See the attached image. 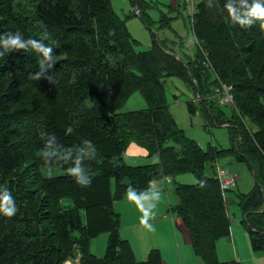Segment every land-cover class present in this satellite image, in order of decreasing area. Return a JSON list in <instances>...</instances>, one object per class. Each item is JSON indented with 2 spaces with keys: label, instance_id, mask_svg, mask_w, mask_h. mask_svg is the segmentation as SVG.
Wrapping results in <instances>:
<instances>
[{
  "label": "trees",
  "instance_id": "trees-1",
  "mask_svg": "<svg viewBox=\"0 0 264 264\" xmlns=\"http://www.w3.org/2000/svg\"><path fill=\"white\" fill-rule=\"evenodd\" d=\"M26 1L22 5V0H0V206L16 207L11 217L2 210L0 213V264H19L15 257L25 264H62L73 251H69L67 243L78 247L79 264H162L156 250H149L144 262H136L130 245L118 233L120 216L113 211V199L129 191L142 193L155 179H173V175L183 172L192 174L196 183L174 188L176 204L171 209L188 230L192 251L202 264H225L217 262L215 247L217 240L230 233L227 204L232 196L228 195L227 200L224 195L237 188L238 180L234 188L222 191L215 167L227 155L244 161L255 181L253 191L236 195V206L242 215L240 223L250 237L251 250L264 255V125L257 121L264 115V107L243 106L239 114L243 118L253 116L251 124L255 127L250 124L246 131L243 129V135L237 122L240 119L233 122L231 115L224 125L228 127L231 146L219 149L210 145L204 150L177 127L160 82L165 75L181 77L193 86L201 104L202 96L206 99L211 93L217 99L214 89L222 82L233 87L235 102L236 89L244 86L240 81L243 77L249 80V73L253 76L251 57L242 55L240 40L234 37L239 31L240 39H244L249 20L255 23V29L249 27L250 39L260 41L264 55V21L251 18L245 11L253 0L246 8L232 5L230 9L226 0H198L192 13L197 44L193 60L174 57L155 38L150 51H135V42L110 0ZM259 2L264 5V1ZM138 17L145 27L149 26L143 14ZM18 30L28 32L47 48L48 42L54 41L50 53L56 58L57 82L53 85V80L50 87V91H58L54 105L62 102H58L61 96L79 105L87 101L88 106L82 108L86 117L80 114L85 120L82 126L63 129V119L48 112L36 98L31 100L30 109L14 106L24 92L20 80L9 82L8 76L18 67L17 61H25L26 56L16 54L14 45L8 47L7 42ZM65 77L67 84L71 82L67 87L63 85ZM263 86H251L252 94L248 92L245 97L263 103L258 92L264 91ZM138 90L147 108L117 112ZM190 105L188 111L195 114L198 106ZM202 105L199 109L203 117L219 126L221 121L206 111L209 106ZM47 114H51L49 118ZM70 115L77 119L75 111ZM23 123H27L26 129ZM25 135L29 140H38L15 141ZM168 140L175 145L166 146ZM130 142L144 147L147 155L158 161L138 167L126 165L124 153ZM29 145L35 159L42 156L45 148L57 150L49 155V167L57 173L43 175L39 167L31 165L22 170L23 176L8 177L28 157L25 148ZM73 168L80 172L69 174ZM127 178V184H122ZM78 180L90 185L81 186ZM111 184L115 187L113 197ZM63 200L71 202L72 207L65 208ZM101 232H108L109 237L102 258H97L88 252V241Z\"/></svg>",
  "mask_w": 264,
  "mask_h": 264
},
{
  "label": "rangeland",
  "instance_id": "rangeland-1",
  "mask_svg": "<svg viewBox=\"0 0 264 264\" xmlns=\"http://www.w3.org/2000/svg\"><path fill=\"white\" fill-rule=\"evenodd\" d=\"M201 0H199L200 2ZM211 0H207L210 2ZM251 0H226L228 3L229 9L233 6L247 7L248 3ZM264 1V0H262ZM137 2V4H136ZM198 3V0H196ZM242 4H239V3ZM113 11L116 13L119 19H123L128 33L131 34L132 40L135 42V51L143 50L150 51L154 48L153 38L157 39L164 49L168 50L171 54H174V57H182L186 60H193V57L197 51V44H195L194 30L192 29V22L194 16L192 15V10L189 5L183 0H110ZM21 4L26 5L27 1L22 0ZM137 7V16H134V8ZM246 14L249 12V8H246ZM143 14L146 18V22L149 26L145 27L143 20L138 17ZM254 18V17H251ZM257 19V18H256ZM242 23V21H241ZM17 25V23H15ZM244 24V23H242ZM257 24V23H256ZM255 29L254 24H248L245 26L243 35L244 39H240L242 34H239V31H235L236 38L240 40L241 43V52L245 57H251V64L249 68L253 70L252 73H249L248 77H243L242 83L244 86H241L236 89L235 93V102L228 105H220L217 99L211 96L204 99L206 107L209 108L207 112H211L220 120L221 124L214 125L208 121L200 111V106H203L196 99L195 91L193 86H191L186 80L181 77H175V75H165V77L160 78L162 87H164L165 101L169 106V112L174 116L176 125L178 128H182L184 134L188 136V139L197 142L202 149H207L210 145H215L217 148H226L231 146V141H229V130L228 127L224 126L232 115V121H237L241 125V130L244 135L243 129L246 131L248 128L253 126L251 120L253 116L248 117L246 115L244 118L239 114L240 109L250 106H259L264 107V102L259 101V99H247L245 94H252L250 92V87L258 84L262 86L264 84V68H262V62L264 59L263 52L261 50L260 41H251L249 32L251 29ZM17 28V27H16ZM36 28V27H35ZM37 29V28H36ZM54 35L57 32L52 29ZM243 33V32H242ZM41 36H43L41 34ZM71 36V35H69ZM14 39L18 40L23 47L14 46V49L17 53H22L25 57V61H17L18 67L12 70L10 76H8L9 82L20 80L22 84V91L24 95L20 102L16 103L14 106L20 107L21 110L30 109V103L33 98L39 100L44 108L51 114H56L57 117H61L62 128L64 129L67 126L79 127L85 122L81 120L80 114L86 117L83 106H88L84 101L80 105L77 102L73 103L75 100H70L69 98H64L63 96L58 98V102L55 103L54 100L56 93L58 92L56 88L53 91H50L52 81L55 79L56 74V58L51 55L52 51L46 56L44 49L47 47L43 45L40 41H35L34 36L28 32L17 31L16 35L13 36ZM45 37V35H44ZM43 37V38H44ZM52 39V36L50 37ZM54 44V41L48 42V48H52L51 45ZM11 44H8V47ZM176 55V56H175ZM118 59L121 58L117 55ZM113 59V57L111 58ZM22 62V63H21ZM262 75L263 77H258ZM52 78L51 80L49 78ZM259 78V79H258ZM68 77H65L63 80V85L67 87L68 84L65 82ZM8 82V83H9ZM57 81H53L55 85ZM214 88V85H212ZM264 86L262 87V89ZM250 92V93H248ZM259 94L263 97L264 100V91L259 90ZM257 93V92H256ZM196 95H198L196 93ZM203 95V94H202ZM69 99V100H68ZM124 105L119 109V113L125 111H139L140 109H146L148 103L145 101V98L142 96L140 91H135L124 101ZM72 104V105H71ZM191 104V107L198 106L195 111V114H191L188 111V106ZM54 107V108H53ZM205 107V106H204ZM44 110V113L47 112ZM75 111L74 119L70 113ZM87 111V110H86ZM85 111V112H86ZM42 113V112H41ZM51 114H47L48 118ZM41 114H38L40 117ZM64 116V118H63ZM79 119V120H78ZM75 121V122H73ZM262 125H264V115L262 118L257 119ZM71 122L72 125H71ZM236 122V123H237ZM251 124V125H250ZM27 123H23L22 127L26 129ZM250 125V126H249ZM16 128V126L14 127ZM75 129V128H73ZM26 134V131L23 132ZM27 135V134H26ZM15 138L17 142L31 143L38 139L32 138L29 140L26 137ZM39 144V142H37ZM167 145H175L171 140H168ZM70 144L65 142V145ZM26 157L16 169L8 177L15 178L17 175H22V170L28 166L39 167V171L44 175V173L54 174L57 173L55 168H50L51 160L49 155L56 154L54 153L57 150H52L45 148L41 150V157L35 159L33 155V148L29 145L26 147ZM76 149V148H75ZM79 149V148H78ZM158 159L157 157L149 156L146 154H138L137 156H124V162L127 165L138 167L143 164L151 165L155 164ZM40 165V166H39ZM31 166V167H32ZM216 167L226 168L231 171L232 174L238 175L237 177V188H234L232 191H227L226 199H229V196H232L227 204V210H229L230 219L228 220L229 231L230 233L226 238H222L216 241L215 253L217 255V262L220 263H231V261L237 262L238 264H264V255L262 252L254 253L250 246L251 241L248 236L247 229L243 224L240 223L242 218L241 212L237 208V194L239 193H249L253 191L255 187V181L252 179V174L245 164L244 161H237L231 155L224 156L223 159H219ZM215 167V169H216ZM128 178L122 181V184H127ZM163 179H155L156 189H152L142 193L141 195H129L127 193L121 198L114 199V212H118L120 217L119 223V235L120 238L125 240L131 246L132 254L137 263L144 262L147 259L148 251L156 250L164 260V264H202V259L196 257L192 251V245L190 242H186L181 237V232L176 226V230L172 226L171 219L175 221V218L179 219L181 226V219L177 217L176 213L168 212L171 207L175 205L174 198V188L177 185L190 184L195 185V177L189 172H183L178 175H173V179H170L167 182L162 181ZM113 184V183H112ZM111 184V187H112ZM115 194V187H112V197ZM64 207H72L71 202L64 201ZM1 213V210H0ZM83 222H85V216L80 212ZM184 227V226H183ZM185 229V227H184ZM78 233H74L72 238ZM107 237H109L108 232H101L95 238H90L88 241V252L92 253L97 258H102L104 251L107 246ZM54 238L51 240L53 241ZM69 251H75L68 254L70 259L65 260L62 264L69 262L70 264H79L78 261V252L79 249L77 246L72 245V243H67ZM56 246V244H53ZM74 248V249H73ZM15 260L19 264H25L24 260L15 257Z\"/></svg>",
  "mask_w": 264,
  "mask_h": 264
},
{
  "label": "built area",
  "instance_id": "built-area-1",
  "mask_svg": "<svg viewBox=\"0 0 264 264\" xmlns=\"http://www.w3.org/2000/svg\"><path fill=\"white\" fill-rule=\"evenodd\" d=\"M193 11L196 5V0H184ZM232 86L225 83H218V87L214 89V95L218 99V103L222 105H228L234 101L232 96ZM216 177L220 185V189L225 191L235 187L236 179L238 175L232 174L230 170L226 168L216 167Z\"/></svg>",
  "mask_w": 264,
  "mask_h": 264
},
{
  "label": "clouds",
  "instance_id": "clouds-1",
  "mask_svg": "<svg viewBox=\"0 0 264 264\" xmlns=\"http://www.w3.org/2000/svg\"><path fill=\"white\" fill-rule=\"evenodd\" d=\"M248 14L249 16H253L257 19H261L262 21H264V5H262L259 2V0H253V5L250 7ZM247 23L251 24V20L247 21ZM261 28L264 29V23L261 24ZM7 43H10L11 45L18 46V47H23V45L20 44L18 40H11V41H8ZM50 51H51V48L44 49L45 55L47 56ZM49 79L51 80L52 78L50 77ZM79 172H80L79 168H73L68 173L71 175H76ZM77 183L80 184L81 186L90 185L88 182H85L83 180H78ZM0 210H2L6 216L11 217L15 214L16 207L13 206L9 208V207L0 206Z\"/></svg>",
  "mask_w": 264,
  "mask_h": 264
},
{
  "label": "crops",
  "instance_id": "crops-1",
  "mask_svg": "<svg viewBox=\"0 0 264 264\" xmlns=\"http://www.w3.org/2000/svg\"><path fill=\"white\" fill-rule=\"evenodd\" d=\"M145 152H147V150L144 148V147H142V146H138V145H136V144H133L132 142H130V143H128V145H127V147H126V151H125V153H124V156L125 157H127V156H137L138 154H144ZM147 154V153H146ZM170 179H172V177H169V178H164L162 181H164V182H167V181H169ZM150 186H149V189H147V190H145V191H143L142 193H144V192H146V191H149V190H152V189H156V187H157V185H156V182L155 181H153V182H151L150 184H149ZM129 193V195L131 194V195H141L142 193H134L133 191L131 192V191H129L128 192ZM124 196V195H123ZM122 196V197H123ZM119 198H121V197H119ZM175 198V197H174ZM115 199V198H114ZM114 199H113V201H114ZM175 201H176V198H175ZM115 202V201H114ZM175 204H176V202H175ZM113 208H114V204H113ZM172 208V207H171ZM169 209V211L168 212H174L172 209ZM174 213H176V212H174ZM176 215H177V213H176ZM121 217V216H120ZM177 217H178V215H177ZM171 224H172V226H173V228H174V231L176 230V226H177V228L179 229V231L181 232V237H182V239L184 240V241H186V242H190V240H189V236H188V234H189V232H188V230L185 228L184 229V227L183 226H181L180 225V223H179V219H177V218H175V221H174V219H173V221H172V219H171V222H170ZM176 225V226H175ZM119 228V227H118ZM119 230H120V228H119ZM119 230H118V233H119ZM177 231V230H176ZM123 240V239H122ZM125 241V240H124ZM129 244V243H128ZM131 247V246H130ZM162 259V258H161ZM162 264H164V260H162Z\"/></svg>",
  "mask_w": 264,
  "mask_h": 264
},
{
  "label": "water",
  "instance_id": "water-1",
  "mask_svg": "<svg viewBox=\"0 0 264 264\" xmlns=\"http://www.w3.org/2000/svg\"><path fill=\"white\" fill-rule=\"evenodd\" d=\"M136 4H137V2H136ZM137 7H138V5H136V7L134 8V16L137 15V13H138V11H137V10H138ZM138 16H139V15H138Z\"/></svg>",
  "mask_w": 264,
  "mask_h": 264
},
{
  "label": "bare ground",
  "instance_id": "bare-ground-1",
  "mask_svg": "<svg viewBox=\"0 0 264 264\" xmlns=\"http://www.w3.org/2000/svg\"><path fill=\"white\" fill-rule=\"evenodd\" d=\"M65 264H70L69 262H66Z\"/></svg>",
  "mask_w": 264,
  "mask_h": 264
}]
</instances>
